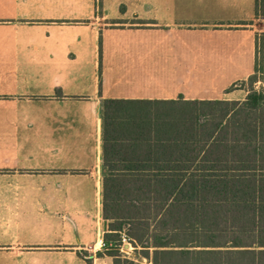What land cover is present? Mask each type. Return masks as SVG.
<instances>
[{
    "label": "crops",
    "instance_id": "0c3cea01",
    "mask_svg": "<svg viewBox=\"0 0 264 264\" xmlns=\"http://www.w3.org/2000/svg\"><path fill=\"white\" fill-rule=\"evenodd\" d=\"M256 1L0 0V264H114L103 100H244Z\"/></svg>",
    "mask_w": 264,
    "mask_h": 264
},
{
    "label": "trees",
    "instance_id": "16d2710c",
    "mask_svg": "<svg viewBox=\"0 0 264 264\" xmlns=\"http://www.w3.org/2000/svg\"><path fill=\"white\" fill-rule=\"evenodd\" d=\"M256 48L255 72L236 85H263L244 100H103L114 264H142L121 253L122 233L151 264H264L263 34Z\"/></svg>",
    "mask_w": 264,
    "mask_h": 264
},
{
    "label": "rangeland",
    "instance_id": "374dc122",
    "mask_svg": "<svg viewBox=\"0 0 264 264\" xmlns=\"http://www.w3.org/2000/svg\"><path fill=\"white\" fill-rule=\"evenodd\" d=\"M242 85V87L243 88H245L246 90H248V93L250 92V90L254 87V89H260L261 88V86L263 85V82L261 81V80H259V81H257V82H255L254 84H251L250 82H245V83H243V84H241ZM130 248H127V249H130V251H131V253H125L124 251V253L123 252H121V253H123L124 255H126L128 258L129 257H132V258H135V256H136V253L135 252H133L134 250V245L132 244V242L130 241ZM126 249V248H125ZM132 249V250H131ZM139 256V255H138Z\"/></svg>",
    "mask_w": 264,
    "mask_h": 264
},
{
    "label": "built area",
    "instance_id": "2783aa9c",
    "mask_svg": "<svg viewBox=\"0 0 264 264\" xmlns=\"http://www.w3.org/2000/svg\"><path fill=\"white\" fill-rule=\"evenodd\" d=\"M125 244H130V239L128 238V236L125 233H122L121 235V250H125ZM103 245L106 246V243L103 242Z\"/></svg>",
    "mask_w": 264,
    "mask_h": 264
}]
</instances>
